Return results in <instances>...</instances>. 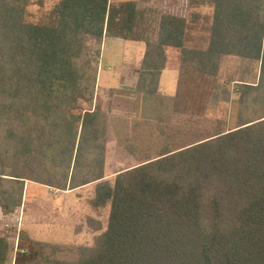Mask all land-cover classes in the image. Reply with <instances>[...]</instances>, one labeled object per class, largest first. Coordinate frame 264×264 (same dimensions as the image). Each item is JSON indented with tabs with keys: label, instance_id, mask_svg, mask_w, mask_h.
Masks as SVG:
<instances>
[{
	"label": "trees",
	"instance_id": "obj_1",
	"mask_svg": "<svg viewBox=\"0 0 264 264\" xmlns=\"http://www.w3.org/2000/svg\"><path fill=\"white\" fill-rule=\"evenodd\" d=\"M164 5L60 0L56 25H46L28 21L29 0H0V210L23 206L27 182L62 192L95 185L90 208L109 210L104 232L72 259L31 241L37 257L13 263L0 236V264H264V0ZM201 8L211 17L197 44ZM105 38L147 46L133 120L84 108L96 98ZM170 49L203 77H218L226 57L261 64L234 128L192 110L182 78L177 97L161 92ZM111 131L137 165L107 180Z\"/></svg>",
	"mask_w": 264,
	"mask_h": 264
},
{
	"label": "rangeland",
	"instance_id": "obj_2",
	"mask_svg": "<svg viewBox=\"0 0 264 264\" xmlns=\"http://www.w3.org/2000/svg\"><path fill=\"white\" fill-rule=\"evenodd\" d=\"M59 1L29 0L28 21L33 24L56 25L57 18L54 9ZM124 1L132 0H111L114 3ZM133 1H137L141 8L158 10L163 8V0ZM197 12L203 14V20L194 25L191 35L196 39L193 42L200 44L201 38L207 35L202 28L209 27L211 10L201 8ZM201 32L202 37L199 35ZM123 43L133 44L121 40H107L104 47L102 44L100 45L101 56L118 63L122 57L124 59L136 58V51L133 48L124 52ZM203 45H205L204 42ZM91 46L94 50L99 48L96 43ZM168 67L170 73L163 84L170 89L174 82L175 72L173 71L176 68L182 69L177 60V53L173 49L168 51ZM260 69L259 62L236 57L224 58L221 62L220 73L215 78L203 77L191 69L183 68L182 97H187L188 103L192 105V110L197 114L203 113L210 119L227 121L228 127L232 129L236 126L241 113L239 99L242 89L245 84L255 85L259 82ZM169 91H171L169 96L175 92L174 90ZM178 93L179 90L173 95L174 97L169 98L177 97ZM96 96L98 97L97 108L109 112L110 121L116 117L132 118L133 102L129 98L130 94L127 90L115 89L112 94L111 89L98 87L97 82ZM170 103L172 102L170 101ZM167 104L169 105L168 102ZM94 106L95 101L84 105V108L94 109ZM140 107H144L143 103H140ZM159 107L161 108L160 113L170 114V109L166 105ZM172 113L176 114L175 110H172ZM250 113L251 111L244 113L243 116L248 117ZM107 148L105 166L107 180H113L120 172L137 165L133 157L119 145L114 131L110 133ZM94 191L95 185L62 192L27 182L23 206L15 214L9 216H5L3 212L0 214V236L7 238L11 243L12 262L14 263L20 255L37 257L38 254L31 247V241L61 246L65 250L57 255L60 259H72V251L75 247L92 246L95 239L104 232L109 217V210L98 213L90 208L89 201L93 197ZM46 254H50L49 249L46 250Z\"/></svg>",
	"mask_w": 264,
	"mask_h": 264
},
{
	"label": "crops",
	"instance_id": "obj_3",
	"mask_svg": "<svg viewBox=\"0 0 264 264\" xmlns=\"http://www.w3.org/2000/svg\"><path fill=\"white\" fill-rule=\"evenodd\" d=\"M124 2H129V1H124ZM134 2H137V1H134ZM116 3H121V2H116ZM175 4L179 6L180 1H176ZM138 6H139V4H138ZM139 8H141V7L139 6ZM164 8H165V5H164V0H163V8L162 9H164ZM142 9H145V8H142ZM151 9H153V8H151ZM109 39H111V38H105L102 41V47H104V44ZM113 40H116V39H113ZM124 42H131V41H124ZM131 43H133V44H124L123 43V50L125 52V51H129V48H133V50L136 51V55H137L136 58L133 57V59H130L128 57V58L124 59V57H122V60H120L118 63V62L110 61L109 59L103 58L101 56V65L99 66V75H98V87H102L104 89H106V88L111 89L112 94H114L115 89L127 90L130 94L129 98H131V101L133 102V108H132L133 116H132V118H130L131 120H133V117H135V115H136V112H135L136 101H135V97L133 95V92L136 91L138 83H139V77H140L139 71L142 68V64H143V60H144V57L146 54L147 46L145 43H139V42H131ZM167 57H168V54H167ZM178 58H179V56L177 53V60L179 62ZM174 64L176 65V62H174ZM168 69H169V67H168V61H167V67H166V70L163 72L162 79H161V92L165 96L171 97V96L175 95L176 91L179 90L180 82H181L180 80L182 78L183 70L176 68V70L173 71V72H175L174 73V82H173V85L169 89V87H166L163 84L168 73H170L168 71ZM168 89L174 90L175 92L169 96V93H171V91H169ZM97 102H98V97L96 96L94 109H96L98 106ZM1 213H2V211L0 210V214Z\"/></svg>",
	"mask_w": 264,
	"mask_h": 264
}]
</instances>
